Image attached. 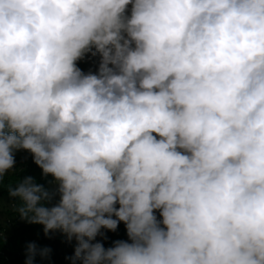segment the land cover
<instances>
[{
	"label": "clouds",
	"instance_id": "clouds-1",
	"mask_svg": "<svg viewBox=\"0 0 264 264\" xmlns=\"http://www.w3.org/2000/svg\"><path fill=\"white\" fill-rule=\"evenodd\" d=\"M19 150L71 264H264V0H0V181Z\"/></svg>",
	"mask_w": 264,
	"mask_h": 264
},
{
	"label": "trees",
	"instance_id": "trees-1",
	"mask_svg": "<svg viewBox=\"0 0 264 264\" xmlns=\"http://www.w3.org/2000/svg\"><path fill=\"white\" fill-rule=\"evenodd\" d=\"M37 170H41L39 166L36 164L30 165L20 180L26 176L34 177ZM12 186L15 187L16 183ZM3 193H5V197L9 196L8 190ZM157 217L160 218L159 215ZM36 226L39 228H36ZM36 226L19 225L9 235L3 234V227H0V264H25L26 246L30 242H34L38 248L47 247L51 249L49 257L41 258L37 255L33 264H71V260L66 259V257H71L74 254L75 239L73 238L69 242L66 234L59 230L50 232L48 236H45L43 226L39 224ZM102 231L105 232L107 239L98 236L97 241L103 243L105 248H108L112 247L113 242L119 240L126 233V226L123 222H120L115 232L104 229Z\"/></svg>",
	"mask_w": 264,
	"mask_h": 264
},
{
	"label": "rangeland",
	"instance_id": "rangeland-1",
	"mask_svg": "<svg viewBox=\"0 0 264 264\" xmlns=\"http://www.w3.org/2000/svg\"><path fill=\"white\" fill-rule=\"evenodd\" d=\"M99 62V55L92 56L91 53H88L85 55L84 59L77 62V67H79L85 74L89 72L96 73L99 67ZM32 164L35 165L33 162V157L28 151L19 150L15 152V166L9 171V173L6 174L3 181H0V193L7 191L10 184L13 185L19 182L20 178L23 177L25 172ZM34 179L36 183H43L42 185L49 189H54L57 186L51 175H43L42 169L36 171ZM4 194L5 193L0 194V227H3V234H11V232L17 229L19 225H38L22 220L14 209V206L19 203L18 198H13L10 196L5 197ZM156 215H159V213L157 212ZM36 228L39 227L36 226ZM119 240H128L127 233H125Z\"/></svg>",
	"mask_w": 264,
	"mask_h": 264
}]
</instances>
